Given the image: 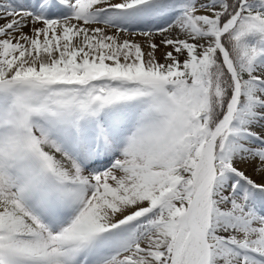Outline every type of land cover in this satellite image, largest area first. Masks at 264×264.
<instances>
[{
    "label": "snow or ice",
    "instance_id": "6c2138e0",
    "mask_svg": "<svg viewBox=\"0 0 264 264\" xmlns=\"http://www.w3.org/2000/svg\"><path fill=\"white\" fill-rule=\"evenodd\" d=\"M0 264H264V0H0Z\"/></svg>",
    "mask_w": 264,
    "mask_h": 264
}]
</instances>
